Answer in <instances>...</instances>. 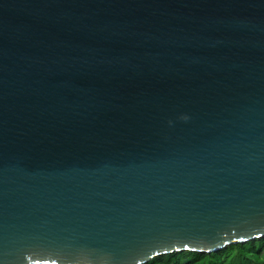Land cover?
<instances>
[{
    "label": "water",
    "instance_id": "obj_1",
    "mask_svg": "<svg viewBox=\"0 0 264 264\" xmlns=\"http://www.w3.org/2000/svg\"><path fill=\"white\" fill-rule=\"evenodd\" d=\"M263 237L264 0H0V264Z\"/></svg>",
    "mask_w": 264,
    "mask_h": 264
},
{
    "label": "trees",
    "instance_id": "obj_2",
    "mask_svg": "<svg viewBox=\"0 0 264 264\" xmlns=\"http://www.w3.org/2000/svg\"><path fill=\"white\" fill-rule=\"evenodd\" d=\"M145 264H264V237L209 253L172 252L154 257Z\"/></svg>",
    "mask_w": 264,
    "mask_h": 264
}]
</instances>
